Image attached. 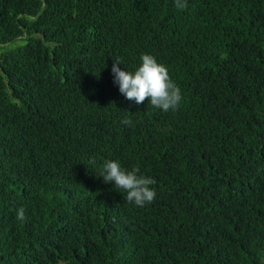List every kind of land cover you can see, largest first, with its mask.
<instances>
[{"label":"trees","instance_id":"16d2710c","mask_svg":"<svg viewBox=\"0 0 264 264\" xmlns=\"http://www.w3.org/2000/svg\"><path fill=\"white\" fill-rule=\"evenodd\" d=\"M187 3L0 0V264H264V0ZM141 54L177 111L113 83ZM106 160L154 178V202Z\"/></svg>","mask_w":264,"mask_h":264},{"label":"clouds","instance_id":"9594fccd","mask_svg":"<svg viewBox=\"0 0 264 264\" xmlns=\"http://www.w3.org/2000/svg\"><path fill=\"white\" fill-rule=\"evenodd\" d=\"M178 10L188 7L187 0H174ZM120 59H114L111 67L113 83L118 85L119 92L129 101L141 104L147 99L148 105L162 112H175L182 103L183 96L178 84L171 78L168 68L159 63L151 54H141L140 63L135 71L121 69ZM130 125L131 121H123ZM95 163V161H90ZM105 183H112L119 192L126 193V200L137 207H144L154 202L156 191L152 185L155 179L140 174L139 167L127 170L121 166L118 160H106L98 174ZM16 219L23 223L26 220L24 207L16 210Z\"/></svg>","mask_w":264,"mask_h":264},{"label":"rangeland","instance_id":"374dc122","mask_svg":"<svg viewBox=\"0 0 264 264\" xmlns=\"http://www.w3.org/2000/svg\"><path fill=\"white\" fill-rule=\"evenodd\" d=\"M19 41V40H18ZM17 41H13V42H11V43H9L8 45H10V46H14V45H16L17 43H16ZM20 42V41H19ZM18 42V43H19Z\"/></svg>","mask_w":264,"mask_h":264}]
</instances>
